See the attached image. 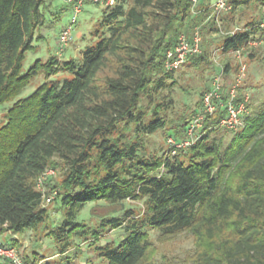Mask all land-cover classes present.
<instances>
[{
    "label": "trees",
    "instance_id": "obj_1",
    "mask_svg": "<svg viewBox=\"0 0 264 264\" xmlns=\"http://www.w3.org/2000/svg\"><path fill=\"white\" fill-rule=\"evenodd\" d=\"M106 1L99 4L95 46H86L79 59L50 56L22 72L25 53L41 38L36 31L66 8L57 10L48 0H0V108H6L0 124V237L10 235L2 244L18 248L16 237L32 232L60 244L61 253L77 238L95 244L105 264H153L149 230L165 237L188 231L196 247L190 264H264V104L244 116L236 132L219 127L224 109L206 116L194 143L174 155L169 147L158 155L148 145L164 131L183 141L196 115L169 121L177 70L164 67L165 53L179 35L191 37L210 19L209 3L200 1L194 11L190 0ZM226 4L233 15L264 7V0ZM263 21L264 15L233 34L226 31L221 53H244L251 40L264 37ZM199 28L221 34L212 17ZM207 56L204 48L183 65L198 66ZM229 67L225 63L222 74ZM40 75L44 82L18 99ZM243 96L238 91L235 103ZM225 132L227 142L217 137ZM49 168L60 175L49 188L56 194L58 223L37 189ZM98 201L120 206L121 215L103 217L93 228L78 217ZM126 201H140L143 208H126ZM116 229L124 230L123 237L100 243Z\"/></svg>",
    "mask_w": 264,
    "mask_h": 264
},
{
    "label": "rangeland",
    "instance_id": "obj_2",
    "mask_svg": "<svg viewBox=\"0 0 264 264\" xmlns=\"http://www.w3.org/2000/svg\"><path fill=\"white\" fill-rule=\"evenodd\" d=\"M52 3L53 8L57 10L65 7L66 10L62 13L60 18L52 19L48 17L43 27L36 31V35L41 38L35 39L33 48L25 53L24 61L22 64V72H25L33 65L36 60H45L50 56L61 57L64 60L71 58L79 59L81 51L86 46H95L99 40L96 31L100 30V21L102 18L101 6L97 3L85 2L81 7V12L76 17V23L72 24L70 30V40L63 47L58 45V37L60 31L67 28L70 24L71 17L73 16L71 9L63 3V0H48ZM202 0H199V2ZM111 4V0H107ZM206 2H211L206 0ZM103 3V0H102ZM209 5V4H208ZM197 7V6H196ZM196 9V8H195ZM195 11V10H194ZM264 15V7L256 9L247 8L243 13L235 10L234 14H230V10L223 12L219 16L220 32L221 34H205L201 33L199 27L209 22L207 18L201 25L196 28L202 38V49L206 48L208 52L207 61L201 62L198 66H187L186 64L180 67L175 73L176 84L173 88L172 97L175 101L173 110L169 113L168 119L172 123L176 122L180 116H193L200 112L198 107L199 96L205 93L211 86L213 79L220 76L224 90L234 82L239 74V60L236 54L223 55L219 49L220 40L226 31L234 30L235 28L242 27V25L249 19H259ZM231 17V18H230ZM187 28V27H186ZM185 28V29H186ZM195 30V29H194ZM194 32V31H193ZM191 33V32H190ZM189 33V34H190ZM254 51L252 56L249 52ZM241 52L240 60L245 65L244 76L241 78L239 93L247 95L248 112L254 114L264 104V46H247ZM208 62V63H207ZM225 63H229L230 67L227 72L222 74V68ZM69 77L65 75V78ZM43 77L37 76L31 80L30 84L21 92L19 98H26L29 96L41 83ZM8 107L9 105H4ZM6 108H0V124L4 121V114ZM192 117H190L191 119ZM173 125V124H172ZM171 126V125H170ZM168 126V127H170ZM169 133L157 132L149 138L148 145L151 150L156 151L158 155L161 148L166 151L168 148L167 139ZM222 137L224 142H227L230 134L223 133ZM185 149V148H181ZM60 175L57 169L49 168L46 173L42 174L37 180V189L44 193V206L52 212V218L55 223L60 221L56 214L54 204L56 194L50 192V187L57 183ZM126 208L142 209V202H124ZM120 206L109 205L103 201L89 203L85 209L80 213L79 220L84 221L88 226L95 228V224L103 217L120 216L121 212H117ZM153 248L154 258L153 264H190L195 251L194 237L188 231L175 234L171 237L160 236L156 231H148ZM124 230L116 229L110 230L108 234L102 237L100 241L104 244L105 241H112L123 237ZM10 235L4 234L0 237V242L5 243ZM88 238L90 235H87ZM18 240V252L21 259L27 258L31 264H105L104 260L99 259L94 252L95 244L91 242L80 243L77 238L73 239V244L66 253H61L60 244L56 245L51 239L41 237L40 234H27L16 237ZM99 243V244H100ZM40 250H37L39 249ZM34 251H37L36 253ZM39 253V254H37ZM35 254L40 255L36 263H33ZM23 261V260H22ZM11 264V263H5ZM25 264V262H23Z\"/></svg>",
    "mask_w": 264,
    "mask_h": 264
},
{
    "label": "built area",
    "instance_id": "obj_3",
    "mask_svg": "<svg viewBox=\"0 0 264 264\" xmlns=\"http://www.w3.org/2000/svg\"><path fill=\"white\" fill-rule=\"evenodd\" d=\"M72 5V17L70 24L67 28L63 29L58 37V45L65 46L70 40V30L72 24L76 23V17L81 12V7L85 2L102 4V0H65ZM206 1V0H205ZM207 9H209L210 18H214L215 23L219 29H221L219 16L229 10L226 0H210ZM113 4V0H111ZM191 9L195 10L199 3V0H190ZM105 4L111 5L108 2ZM206 9V8H204ZM260 29H264V21L259 25ZM237 29L230 31L229 34H233ZM202 38L199 33V29L195 28L191 37H187L185 34L179 35L176 45L166 51L164 67L167 70H178L186 62L188 57L196 56L201 53ZM263 44L264 37H258L251 40L247 46H258ZM237 59L239 60V74L234 82L229 86L227 90H224L222 80L220 76L213 79L211 87L202 96V113H197L186 128V138L183 141L177 142L173 137L169 136L167 144L172 155L176 154L181 148H186L194 143L198 137L199 130L201 129L206 116L214 115L217 110L224 109L225 114L219 122V127L228 131L236 132L244 127L243 117L248 115L247 104L249 97L243 96L242 101L235 103L238 97V91L241 84V78L244 76L245 65L241 63L240 55L241 51L235 52ZM46 173V171L44 172ZM43 173V174H44ZM19 250L14 246L3 245L0 242V264H23Z\"/></svg>",
    "mask_w": 264,
    "mask_h": 264
}]
</instances>
